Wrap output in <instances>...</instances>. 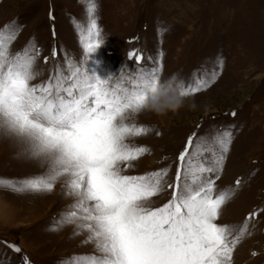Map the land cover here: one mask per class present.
I'll return each mask as SVG.
<instances>
[{
	"label": "rangeland",
	"instance_id": "1",
	"mask_svg": "<svg viewBox=\"0 0 264 264\" xmlns=\"http://www.w3.org/2000/svg\"><path fill=\"white\" fill-rule=\"evenodd\" d=\"M89 2L96 5L104 43L85 65L79 31L87 27ZM5 25L16 29L11 54L31 46L39 50L34 85L58 71L70 75V65L108 76L113 87L131 88L142 67L159 66L160 81L177 77L187 85L196 77L206 78L208 86L185 96L178 110L144 108L131 117L128 123L149 131L128 143L148 152L123 174L169 168L166 181L174 183L177 156L188 136L195 132L211 141L227 130L231 143L216 192L232 195L217 222L238 229L249 213L264 209V0H0V29ZM132 50L142 54L139 64L128 58ZM25 148L18 138L0 132V181L47 171V161L30 157ZM64 184L61 178L51 191L41 192L0 184V264H24L25 259L29 264H61L73 256L100 255L93 241L84 242L86 230L59 223L63 214L75 210L76 198ZM170 198L171 189L165 186L151 206ZM247 227L250 234L237 245L233 264H264V211L248 220Z\"/></svg>",
	"mask_w": 264,
	"mask_h": 264
},
{
	"label": "snow or ice",
	"instance_id": "2",
	"mask_svg": "<svg viewBox=\"0 0 264 264\" xmlns=\"http://www.w3.org/2000/svg\"><path fill=\"white\" fill-rule=\"evenodd\" d=\"M86 11L87 27L80 26L79 31L85 65L89 54L104 43L94 15L96 5L89 2ZM15 38L16 29L8 25L0 29V132L18 138L26 153L46 160L48 168L40 176L0 184L15 191L41 192L51 191L65 178L64 186L76 198L71 206L75 210L63 214L59 223L86 230L84 242L93 241L100 255L73 256L61 264H233L237 245L250 234L247 221L264 209L249 213L238 229L217 222L232 195L216 192L231 132L218 133L211 141L195 132L189 135L177 156L174 183L166 181L169 168L125 175L123 169L148 152L128 140L149 129L128 121L145 108L148 92L160 83L159 66L142 67L131 88L113 87L108 76L101 78L86 66L75 65L69 66L68 76L58 71L34 85L39 50L31 46L11 54ZM56 55L54 49L52 56ZM128 58L137 64L143 60L135 50ZM48 59L44 57L46 63ZM208 83L196 77L183 83L180 94H196ZM240 183L236 181L237 188ZM165 186L171 189V198L152 207V198ZM9 247L21 252L15 245ZM24 264L29 262L25 259Z\"/></svg>",
	"mask_w": 264,
	"mask_h": 264
},
{
	"label": "clouds",
	"instance_id": "3",
	"mask_svg": "<svg viewBox=\"0 0 264 264\" xmlns=\"http://www.w3.org/2000/svg\"><path fill=\"white\" fill-rule=\"evenodd\" d=\"M183 81L177 77L160 81L155 91L148 92L145 108H150L158 113L176 111L184 104L185 96L180 94Z\"/></svg>",
	"mask_w": 264,
	"mask_h": 264
}]
</instances>
